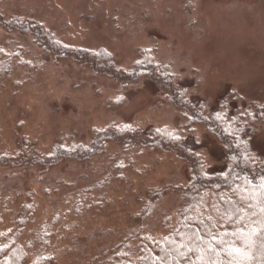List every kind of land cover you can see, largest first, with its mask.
Here are the masks:
<instances>
[{"label": "rangeland", "instance_id": "1", "mask_svg": "<svg viewBox=\"0 0 264 264\" xmlns=\"http://www.w3.org/2000/svg\"><path fill=\"white\" fill-rule=\"evenodd\" d=\"M12 18L49 29L64 45L103 49L125 71L148 51L150 61L211 106L228 92L240 97V107L264 105V0H0V51L12 62L0 80V155L34 158L58 144L90 147L96 132L129 124L181 131L200 145L210 172L225 159L206 128L191 125L152 81L126 84L91 64L59 58L34 32L6 28ZM255 143L264 156L263 120ZM45 167L0 166V235H13L22 207L32 204L20 242L35 246L44 228L54 264H105L135 229L165 239L177 223V189L191 179L176 153L116 141L93 159ZM157 189L168 190L142 219Z\"/></svg>", "mask_w": 264, "mask_h": 264}, {"label": "trees", "instance_id": "2", "mask_svg": "<svg viewBox=\"0 0 264 264\" xmlns=\"http://www.w3.org/2000/svg\"><path fill=\"white\" fill-rule=\"evenodd\" d=\"M30 21L12 18L4 23L11 30L32 31L44 49L59 58L91 64L100 73L126 84L148 79L177 107L184 110L191 125H202L223 148L222 169L210 172L200 152V145L181 131L168 126L144 129L129 124H111L93 136L91 146L58 144L42 157L22 153L0 155V166L22 163L55 165L70 159L90 160L98 156L110 141L126 147L141 146L174 152L184 159L190 171V182L177 189L180 208L176 226L165 239L135 229L114 249L107 264H264V156L256 148V124L264 122V105L251 102L240 105V97L225 93L216 105H209L191 95L188 85L170 71L144 57L133 71L116 65L106 51H87L64 45L47 28L34 29ZM10 55H1L0 80L11 72ZM234 101V103L232 101ZM33 158V159H32ZM45 167V168H46ZM43 168V169H45ZM168 189H157L147 199L142 219L151 215ZM33 205L22 207L18 230L10 236L0 235V264H54L49 233L42 228L34 246L20 242ZM106 254V253H105ZM105 263V264H106Z\"/></svg>", "mask_w": 264, "mask_h": 264}]
</instances>
